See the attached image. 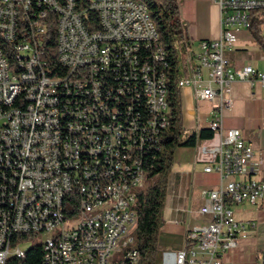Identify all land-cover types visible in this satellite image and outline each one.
Here are the masks:
<instances>
[{"label": "built area", "instance_id": "built-area-1", "mask_svg": "<svg viewBox=\"0 0 264 264\" xmlns=\"http://www.w3.org/2000/svg\"><path fill=\"white\" fill-rule=\"evenodd\" d=\"M216 3L220 35L187 45L182 87L229 108L232 82L264 86V71L231 67L223 56L264 0ZM52 25L64 78L48 75L41 60ZM0 29L13 38L12 47H0V264L35 243L43 264H131L134 200L146 185L137 152L158 136L166 115L163 61L145 9L138 0H0ZM24 54L36 63H25ZM110 71L114 84L105 80ZM137 82L148 108L141 128L128 99ZM72 92L73 99L64 96ZM12 100H21L17 113H8ZM211 114L214 136L198 157L218 180L202 190L199 212L208 222L188 231L179 250L164 251L160 264H229L227 251L253 227L233 207L264 201V181L254 177L262 158L238 129L224 131L220 111ZM20 233L30 239L16 241ZM253 264H264V251Z\"/></svg>", "mask_w": 264, "mask_h": 264}, {"label": "crops", "instance_id": "crops-1", "mask_svg": "<svg viewBox=\"0 0 264 264\" xmlns=\"http://www.w3.org/2000/svg\"><path fill=\"white\" fill-rule=\"evenodd\" d=\"M178 4L180 18L187 25L188 36L194 44L201 39L219 37L220 11L216 0H178ZM223 56L231 67L250 64L264 71V53L248 29L236 33L231 50H225ZM180 97L184 129L192 132L208 127L211 111H220L224 131L238 129L250 142L255 157L262 158L261 168L254 177L264 181V86L245 80L232 82L229 108H219L217 98L196 99L190 86L180 88ZM201 145L181 146L174 152L158 235V250L162 254L179 250L188 231L208 222V216L199 212L205 202L202 190L216 187L218 180L216 174L205 173L204 162L198 160ZM233 208L238 220L249 221L253 227L239 236L237 245L229 249L224 258L229 264H253L264 251V201Z\"/></svg>", "mask_w": 264, "mask_h": 264}, {"label": "trees", "instance_id": "trees-1", "mask_svg": "<svg viewBox=\"0 0 264 264\" xmlns=\"http://www.w3.org/2000/svg\"><path fill=\"white\" fill-rule=\"evenodd\" d=\"M143 3L149 13V16L155 26L159 36L160 47L164 51L163 63H160L158 69L162 71L163 83L166 94V103L168 106L167 126L165 129H159V134L154 141L148 142L143 150L137 152L142 168L146 172L145 187L137 193L134 209L137 220L133 227V247L138 250L136 258L131 264H156L158 250V235L161 228L162 209L166 196L167 179L173 165V156L176 148L181 146L201 145L206 140L214 136V132L208 127H203L199 131H192L186 137L182 123V104L180 97L179 80L186 75L187 68L185 63V51L191 39L187 33V25L180 18L178 0H138ZM264 8L252 10L249 14L248 30L251 33L255 43L264 53V18L262 14ZM92 19V15L90 14ZM85 26L91 29L88 20ZM97 28L98 24L93 23ZM56 31L55 27L49 26L43 43L44 53L41 56L43 64H47V74L51 76H67L68 69L57 61L56 53ZM148 52L144 50V55ZM149 55V53L147 54ZM181 56V59H180ZM150 58V56H148ZM182 63V71L179 70V62ZM115 73L110 71L105 76L109 84L115 83ZM116 84H118L116 82ZM141 83H136L128 97L132 102L133 115L137 118L138 128H141L148 116V108L143 96ZM75 97V92L65 93L64 96ZM15 107L18 106L16 102ZM122 120L117 117V120ZM123 121V120H122ZM142 130V129H140ZM67 214H74L76 209L65 210ZM31 235L27 233L16 234V241H25L30 239ZM14 241L12 244H14ZM134 259V258H133ZM7 264H43V251L40 243L32 244L28 247L24 257H11Z\"/></svg>", "mask_w": 264, "mask_h": 264}, {"label": "bare ground", "instance_id": "bare-ground-1", "mask_svg": "<svg viewBox=\"0 0 264 264\" xmlns=\"http://www.w3.org/2000/svg\"><path fill=\"white\" fill-rule=\"evenodd\" d=\"M141 6L145 9V12H146V19L148 21V26L150 28V30L153 32L154 36H155V40H156V44H159L160 46V43H159V36L156 32V29H155V26L149 16V13H148V10L146 8V6L141 3ZM13 46V38H10V37H7V33H6V29H0V47H12ZM158 54L160 55V58L164 59V51L161 47H158ZM24 62L25 63H36V56L34 54H24ZM178 86L180 88H182V78L179 80L178 82ZM164 95H165V109H166V115H165V119L164 121L159 124L158 126V133H159V129H165L166 126L168 125L167 124V113H168V106H167V103H166V94H165V88H164ZM18 103V106L15 107V103ZM21 109V100H12L10 103H9V106H8V113H17L19 110ZM154 138H157V137H154ZM134 205H135V200H134ZM135 224H131L130 225V230L133 229ZM136 258V255L134 256V259L132 261H134ZM137 259V258H136ZM131 261V262H132Z\"/></svg>", "mask_w": 264, "mask_h": 264}, {"label": "rangeland", "instance_id": "rangeland-1", "mask_svg": "<svg viewBox=\"0 0 264 264\" xmlns=\"http://www.w3.org/2000/svg\"><path fill=\"white\" fill-rule=\"evenodd\" d=\"M180 59H181V56H180ZM178 67H179V70L181 72L182 68H183L181 61L179 62V66ZM189 133L190 132L188 130L184 129V134L182 135V137H186ZM150 182H151V180H148L146 184H148ZM132 232H133V230L131 229L130 230V235H132ZM24 245H26V244H24ZM161 257H162V253L160 252V250H157L156 264H160Z\"/></svg>", "mask_w": 264, "mask_h": 264}]
</instances>
